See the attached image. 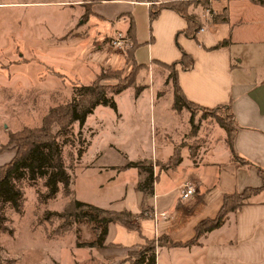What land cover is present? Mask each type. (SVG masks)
<instances>
[{
  "label": "crops",
  "instance_id": "crops-1",
  "mask_svg": "<svg viewBox=\"0 0 264 264\" xmlns=\"http://www.w3.org/2000/svg\"><path fill=\"white\" fill-rule=\"evenodd\" d=\"M45 2L57 8L71 7L74 14L69 13L73 18L72 26L63 28L60 23L58 32L61 33L54 35L50 31L46 37H54L53 41L78 37V41L85 42L86 51L95 57L96 64L92 67L122 68L130 60L124 49H117L109 42L116 31H122L134 44V61L152 70V89L167 75L157 70L156 63L169 64L180 58L181 49L185 50L194 62L185 69L178 63L175 66L176 81L182 94L189 101L207 108L229 102L236 128L231 144L227 143L225 128L216 118L198 117L196 131L189 132L191 114L185 107L173 108L171 99L169 109L173 117L159 123L168 143H150V149L141 148L136 159L105 164L96 161L101 151H95L91 160L80 161L89 148L90 143L87 144L75 168L81 164L91 169L94 187L116 183L106 186L94 199L77 198L71 189L75 171L69 172L70 193L95 206L117 211L127 209L133 214V224L110 222L102 244L93 246L77 245L84 239L78 240L74 229L73 242L68 237L61 240L62 244L68 245L64 264H123L130 250L146 239L160 235H167L174 242H185L194 235L196 223L215 216L225 192L242 191L246 187L261 188L246 196L236 209L227 212L217 227L203 231L195 242L157 243L154 264H264V176L258 172V169L264 171V0ZM171 2H191L187 5L188 13L200 24L194 36L185 34V19L168 7L160 9L155 18L149 20L151 6ZM222 15L226 17L225 21H219ZM50 26L55 25L50 22ZM226 39V44L213 46ZM143 40L147 42L146 57L139 52L143 47L139 43ZM147 85L151 103L153 93ZM170 89L173 97V85ZM116 94H112L115 125L123 120ZM139 95L140 92L133 93V100ZM108 106L96 104L85 116L80 129L90 127L94 136L96 126L104 125L103 118H99L95 110L99 108L104 114ZM137 108L134 105L132 109L136 116L140 113ZM116 150L122 152L120 148ZM13 153L14 150H4L0 157L6 156L8 160ZM173 155L178 156L176 162L171 160ZM239 158L245 161L241 162ZM129 161H138L142 165H125ZM146 165H151L154 175L148 193L137 188V184L148 176ZM120 173L125 174L120 176ZM90 179H85L89 186ZM185 182L192 184L195 190L183 198L181 190ZM63 233L49 236L51 242L54 243V238L59 242L58 236ZM50 258V264H59L60 259L55 254Z\"/></svg>",
  "mask_w": 264,
  "mask_h": 264
},
{
  "label": "rangeland",
  "instance_id": "rangeland-1",
  "mask_svg": "<svg viewBox=\"0 0 264 264\" xmlns=\"http://www.w3.org/2000/svg\"><path fill=\"white\" fill-rule=\"evenodd\" d=\"M34 1L49 0H0V153L11 150L14 142H8L7 134L10 131L18 130L24 125L40 124L41 117L49 106L70 100L75 91L74 85L89 83L100 72L106 74L110 70L120 69L121 76L126 75L133 65L130 61L122 68L92 67L96 64L95 57L86 51L85 42L80 39L78 41V37L71 40L61 38L59 41H53L54 37H46V33L50 31L56 35L61 33L58 32L60 27L72 26L73 18L69 16V13L73 14L72 8H57L46 2L32 3ZM50 22L55 25L53 28ZM146 44L144 40L139 43L143 46L139 48V52L144 57ZM130 46L124 48L125 52ZM155 67L167 75L159 81L160 83L154 84L153 89L152 70L140 67L137 69L134 84L116 94L123 116L121 124L115 125L114 109L108 106L105 107L104 114L98 110L99 108L95 110V114L103 118L104 125L101 128L96 126L94 136L90 127L85 126L78 132L77 121L58 136L63 163L70 174L75 171L72 175L71 189L77 198L94 199L106 186L116 183L113 181L102 187H94L95 179H90L91 169L80 166L81 164L78 169L75 168L78 163L79 146L85 148L90 143L80 161L91 160L95 151H101L96 161L105 164L123 163L126 158L136 159L141 148L147 151L150 149V143L156 145L160 142L168 143L164 139L165 133L160 130L159 123L164 118L173 117L169 109V102L172 99L170 89L172 70L170 66L160 63H156ZM116 81L112 76L100 80L105 85ZM137 84H141L142 88L139 97L133 100L134 85ZM147 84L153 93L151 103L148 100ZM134 105L138 107V111L140 109L138 116L132 110ZM191 107L195 125L198 117L215 119L216 115L230 122L223 108H214L203 113L202 109L194 108L193 105ZM92 121H95L94 117ZM187 129L189 132L192 131L190 124ZM118 148L122 152L117 151ZM0 160L6 161V156L0 157ZM124 174L120 173V176ZM96 177L99 178L98 175ZM85 179H90L91 186L85 183ZM19 184L23 194L21 210H14L8 203L0 208L3 213L0 220V264H50V256L53 254L60 259L59 264H64L68 245L62 244L61 240L68 237L73 242L74 229L78 240L92 239L93 224L85 220L73 221L72 217L68 216L66 222L69 221L70 224L67 223L63 227L62 223L65 221H62V218L52 217L50 220L43 218L45 209L60 210L66 201L73 197L71 193H63L61 185L54 197L43 202L36 194L37 190H44L42 179L38 178L33 185L25 180H21ZM64 229L67 231H62ZM60 232H64V235L58 236L61 243L58 244L54 237L52 243L49 236L58 235Z\"/></svg>",
  "mask_w": 264,
  "mask_h": 264
},
{
  "label": "trees",
  "instance_id": "trees-1",
  "mask_svg": "<svg viewBox=\"0 0 264 264\" xmlns=\"http://www.w3.org/2000/svg\"><path fill=\"white\" fill-rule=\"evenodd\" d=\"M191 2L180 3H165L151 6L149 20L155 18L159 10L168 7L185 19L187 26L183 29L185 34L194 36L196 30L199 29L200 24L196 17L190 15L187 10V5ZM226 17L222 15L219 21H225ZM227 39L217 43L213 46L226 44ZM134 44L126 49L127 59L132 62L130 72L122 75L120 69L107 71L109 74L100 72V74L92 79L89 83H78L74 85L75 91L70 100L63 103L49 106L46 113L42 116L41 123L34 126H21L18 130L10 131L8 135V142H14L11 145V150H14L11 158L3 163H0V208L8 203L14 210L20 211L22 203V191L20 189V181L25 180L30 185L35 184L38 178L42 179L43 191H36L38 199L45 202L51 197L56 195V192L61 185L63 193L70 194L69 182L70 175L66 169V164L62 160V148L58 141V136L63 134L66 129L74 122L77 121L79 129L85 120V116L93 110L96 104L109 105L115 108V101L112 94L122 91L129 85L134 84L137 77V69L142 67L141 63H136L132 56ZM180 58L167 63L165 66H170L171 70V85H173L172 107L180 109L185 107L189 110L190 116V129L191 132L196 131L197 125L193 123L192 105L194 108L202 109L204 111H212L214 108H223L227 116L230 118L228 123L222 116L216 115L215 118L218 123L225 128L226 141L230 143L231 136L236 129L234 126V117L230 110V103L217 104L211 108H207L200 104L193 103L185 98L182 94L181 88L176 81V64L180 68H189L193 65V57L185 50L181 49ZM112 76L116 78L113 84H102L101 79ZM135 95L140 92L142 85H134ZM82 133V132H81ZM64 143V142H63ZM231 144V143H230ZM84 150L83 146L77 148V155L80 156ZM175 155V154H174ZM172 156L171 160L176 162L178 156ZM244 162L242 158H239ZM125 165H142L138 161H129ZM124 167V166H123ZM148 176L137 184L138 190L144 193L151 192V186L154 179L153 169L151 165H146ZM258 172L264 176V171L258 169ZM261 187H246L242 191L225 192L222 196L221 204L212 218H202L194 226V235L187 239L185 242L171 241L167 235L157 236L155 239H146L137 248L129 251L128 255L123 260V264H154L155 258V245L163 243L167 245L172 244H187L195 242L201 233L217 227L223 220L227 212L236 209L246 196L251 195ZM72 217L73 221L91 222L93 224L94 235L92 239H85L77 242V245L93 246L102 244L104 234L107 230V225L112 221H120L126 225H132L131 217L133 214L129 210H113L93 205L89 202L78 200L74 197L66 201L62 209H45L43 218L46 220L52 217L62 218L65 221L61 225L65 227L67 217ZM3 218V213L0 210V220Z\"/></svg>",
  "mask_w": 264,
  "mask_h": 264
},
{
  "label": "built area",
  "instance_id": "built-area-1",
  "mask_svg": "<svg viewBox=\"0 0 264 264\" xmlns=\"http://www.w3.org/2000/svg\"><path fill=\"white\" fill-rule=\"evenodd\" d=\"M110 44L118 49H124L127 46L132 45V41L121 31H116L110 38ZM192 184L185 182L182 184L181 197L186 198L190 193L194 191ZM164 215V212H159ZM156 216V213L154 214ZM156 247V245H155Z\"/></svg>",
  "mask_w": 264,
  "mask_h": 264
}]
</instances>
